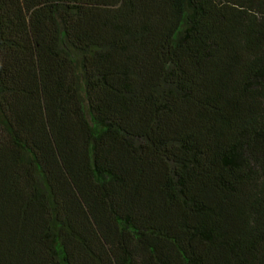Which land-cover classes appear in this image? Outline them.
I'll use <instances>...</instances> for the list:
<instances>
[{"label":"trees","instance_id":"1","mask_svg":"<svg viewBox=\"0 0 264 264\" xmlns=\"http://www.w3.org/2000/svg\"><path fill=\"white\" fill-rule=\"evenodd\" d=\"M0 264H264V0H0Z\"/></svg>","mask_w":264,"mask_h":264}]
</instances>
